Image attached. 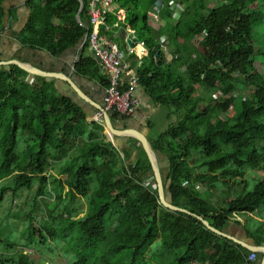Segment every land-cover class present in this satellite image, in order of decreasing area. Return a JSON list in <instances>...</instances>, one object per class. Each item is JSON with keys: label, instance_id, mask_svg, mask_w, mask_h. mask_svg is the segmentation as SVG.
<instances>
[{"label": "trees", "instance_id": "trees-1", "mask_svg": "<svg viewBox=\"0 0 264 264\" xmlns=\"http://www.w3.org/2000/svg\"><path fill=\"white\" fill-rule=\"evenodd\" d=\"M6 1L0 0V33L5 17H15L16 7L5 8ZM82 1L77 21L78 0H25L30 14L17 36L19 43L55 57L78 45L92 30V0ZM113 1L118 8L105 11L96 29L121 48L110 29L116 25L131 31L147 49L141 65H133L134 74L150 101L167 110V119L176 117L149 141L167 161L162 176L167 198L196 216L160 202L139 140L121 137L137 149L125 164L126 155L107 139L101 123L59 94L52 81L42 76L33 81V74L15 64L0 66V180H14L0 188V203L7 191L15 194L36 182L32 210L26 214L28 239L45 243L62 237L60 230L68 236V230L76 231L71 264H260L262 252L257 251L255 261L248 260L250 249L213 232L197 216L225 231L229 214L252 213L264 200V179L252 191L228 200L226 207L202 191L242 178L247 168L264 161V147L255 146L264 141V70L252 39L254 22L264 15L254 0H220L213 7L206 0H180L193 11L186 15L182 9L174 22L166 0V24L155 29L149 17L155 0ZM88 46L86 39L74 71L100 76L106 87L99 62L85 53ZM129 78L123 76L125 86ZM238 88L249 93L232 103ZM201 89L220 91L224 99L209 96L202 104ZM129 117L111 114V120ZM44 195L63 203L65 211L57 219L51 213L55 224L39 227L31 212ZM78 200L85 202V214L73 207ZM112 226L119 229L108 237ZM243 231L247 242L264 245V224ZM157 240L160 252L152 247ZM0 264L35 263L21 252L18 259L0 257Z\"/></svg>", "mask_w": 264, "mask_h": 264}, {"label": "rangeland", "instance_id": "rangeland-1", "mask_svg": "<svg viewBox=\"0 0 264 264\" xmlns=\"http://www.w3.org/2000/svg\"><path fill=\"white\" fill-rule=\"evenodd\" d=\"M169 1V6L175 12L177 11V14L175 15L176 19L179 17L180 12L182 13V9L185 10L186 15H189L193 11V7H190L189 9H187V7L185 8V4L181 3L180 0ZM206 2L209 7L221 4L220 0H206ZM253 4L257 9H260L261 13L264 15V0H254ZM166 5L167 3L165 0V3L163 1L161 7L152 9V12L154 13V25H157L160 18L164 17L163 15L166 11ZM4 6L5 8L9 7V2H5ZM163 27L164 26L162 25L161 28ZM252 39L255 43V50L259 53L258 58L262 62L261 69L264 70V18L263 20L258 18L255 20L252 30ZM199 91L205 97L201 102L202 104L206 103L205 99L209 96L215 98L218 102L224 99L222 97L224 94L220 91L205 89ZM248 93V90L238 88L230 97V100L232 103H235L236 99H243ZM171 120L175 121L176 117L173 116L172 119H167L162 118L160 115L159 118L157 117L154 127L149 129V132L144 131L146 136L155 133L152 135L151 139L154 138L157 133L163 131L167 127ZM143 129L144 128L142 127L141 131ZM149 136L147 138L150 139ZM107 139L111 140L116 146V137L107 136ZM18 140L19 150L23 142L21 135L18 137ZM255 146L259 150L263 149L264 141H257ZM127 150L129 154L126 155V159L124 160L125 164H128L137 154L136 148H128ZM157 159L160 169L163 172V176L167 171L166 158L161 156L158 157L157 155ZM199 170L204 172L205 168H200ZM262 179H264V161L258 167L247 168L246 173L242 178L227 180L226 183L219 182L214 188H211L210 190L208 189V191H202L204 195H207V197L213 202L226 207L228 200L235 198L240 194L252 191L257 182ZM13 183L14 180L11 178L1 179L0 188L2 186L12 185ZM36 186L37 184L35 182L30 189L23 187L15 194H12L11 191H7V193L4 194V198L0 203V257L11 256L14 257V259H18L19 254L25 252L29 254V257L35 264H71L72 255L75 254L72 249L76 242V231L68 230L70 235L68 236L66 235V230H60V235L62 237L54 241L48 239L45 243H40L38 237L32 240L28 239L27 225L29 219H26V214L32 210L31 201L35 195ZM195 186H198L197 182L195 183ZM73 207L76 208L78 214H85L87 211L86 204L82 200H78L77 203L73 204ZM33 211L31 213H33V216L36 219L37 226L42 227L45 223L53 225L57 220L54 222L51 213L57 219L62 215L60 213L65 211V205L63 203H57L53 196L44 195L38 197L37 209ZM66 221L67 220H65L64 223ZM261 224H264V200L252 213L234 212L229 214V221L226 227H231L238 231V234L244 235L245 231L243 230H253ZM118 229L117 226H112L110 230H108V237H111ZM152 247L153 250L160 252L158 240L153 243ZM149 256L150 254L148 253V258Z\"/></svg>", "mask_w": 264, "mask_h": 264}, {"label": "crops", "instance_id": "crops-1", "mask_svg": "<svg viewBox=\"0 0 264 264\" xmlns=\"http://www.w3.org/2000/svg\"><path fill=\"white\" fill-rule=\"evenodd\" d=\"M8 2L9 7H16L15 17H5V27L0 33V59L9 60L12 58H17L20 61L30 63L52 73L54 72L68 74L69 79L60 78L57 76H43L33 74L31 80L34 81L36 79V76H42L45 77L47 80L52 81L59 94L71 98L81 107V109L88 116L92 117L94 112L99 109V106L103 103L105 86L102 84L100 76H83L76 74L74 71L75 64L82 55V48L86 40V35L78 43V45L68 48L58 57L53 56L45 50H35L23 47L19 43L17 36L20 31L24 28L28 20L30 9L26 6L25 0H10ZM153 14L154 13L151 10L149 12V17L150 22L152 20V25L154 26V28L160 29L162 25L165 26L166 20L164 19V17L160 18L159 23L157 25H154ZM172 18L176 20L175 14ZM77 21L79 20L77 19ZM110 29L113 31V38L117 40L121 49L127 51V57L132 65L131 73L134 74L133 65L135 63L141 65L143 60L146 58L145 56L147 55V49L143 46L141 42H139L138 38L131 31L123 30L120 27H116V25H112ZM127 38L132 39V47L128 45L126 41ZM163 48L166 49L167 46L163 44ZM85 53H90L93 56L94 52L92 51L91 47L88 46L85 50ZM99 70H101L100 64ZM133 95L139 101V106L137 110L133 115H131L127 119L111 120L112 125L116 129L132 127L141 131V128L143 127L144 129L142 130V132L145 134L144 131L149 132V129H152L154 127V125L156 124L157 117L159 118V116L161 115L162 118H167V110L151 102L148 98L145 89L141 85L138 84V86L134 88ZM149 123H152L153 125L149 126ZM153 134L155 133H151L150 136L148 135L150 139ZM121 137L116 136L115 144L121 149V152H123L124 155H128L129 153L127 149L133 147L127 146L126 143L122 141ZM225 232L247 242L243 234H238V231L232 229L231 227H226Z\"/></svg>", "mask_w": 264, "mask_h": 264}, {"label": "built area", "instance_id": "built-area-1", "mask_svg": "<svg viewBox=\"0 0 264 264\" xmlns=\"http://www.w3.org/2000/svg\"><path fill=\"white\" fill-rule=\"evenodd\" d=\"M117 3L113 0H92L89 16L92 30L86 35L89 46L97 57L102 72L106 75L108 85L105 87L101 109H97L92 119L105 127L104 112L116 113L119 116H131L139 106L138 99L133 95V90L138 86V78L131 73L132 65L127 57V51L116 46L115 42L106 35L100 34L96 29L101 16L105 11L116 9ZM177 11L173 12V15ZM130 75L128 85L125 86L123 76ZM123 154V153H122ZM257 251L251 250L248 260L255 261Z\"/></svg>", "mask_w": 264, "mask_h": 264}, {"label": "water", "instance_id": "water-1", "mask_svg": "<svg viewBox=\"0 0 264 264\" xmlns=\"http://www.w3.org/2000/svg\"><path fill=\"white\" fill-rule=\"evenodd\" d=\"M79 3H80V8H79V12L77 13V19L79 20V14H80V11L82 10L83 8V1L82 0H78ZM163 3V0H155V6L156 7H161ZM127 43L129 46H133V41L131 38H127ZM158 54V53H157ZM93 56L96 57V59L99 61V57H97L95 55V53H93ZM10 64H15L17 66H19L20 68L24 69L25 71L29 72V73H32L34 75H43V76H57V77H60V78H68V74H64V73H52V72H49V71H46L45 69H42V68H39L35 65H32L30 63H25L23 61H20L19 59L17 58H12V59H9V60H0V66L1 65H10ZM74 67V65H73ZM99 108L101 109V105L99 106ZM104 122H105V134L107 136H110V137H116V136H131V137H134L136 138L137 140H139V142L141 143V145L143 146L146 154H147V157L150 161V164L152 166V169H153V172H154V176H155V179H156V182H157V189H158V196H159V199H160V202L167 208L169 209H173V210H176V211H182V212H186V213H189V214H192L194 216H196L195 213H192L190 212L189 210L185 209V208H182V207H179V206H176L174 204H172L170 202V200L167 198L166 196V192H165V189H164V185H163V179H162V173H161V169H160V166H159V163H158V159H157V154L156 152L154 151L149 139L147 138V136L142 132L140 131L139 129H136V128H132V127H129V128H124V129H116L113 125H112V122H111V114H109L108 112H104ZM205 225L206 227H208L210 230H212L213 232L221 235V236H225V237H228L238 243H240L241 245H243L244 247L250 249V250H255V251H258V252H262L263 256L260 260V264H264V245H255V244H252V243H249V242H246L242 239H239L237 238L236 236H233L231 234H228L226 233L225 231H221L215 227H213L207 220L203 219L201 216H197Z\"/></svg>", "mask_w": 264, "mask_h": 264}]
</instances>
